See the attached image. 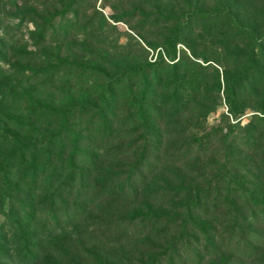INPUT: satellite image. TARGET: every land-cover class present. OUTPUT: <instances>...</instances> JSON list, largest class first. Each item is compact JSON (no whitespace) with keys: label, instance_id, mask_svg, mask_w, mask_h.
Here are the masks:
<instances>
[{"label":"rangeland","instance_id":"obj_1","mask_svg":"<svg viewBox=\"0 0 264 264\" xmlns=\"http://www.w3.org/2000/svg\"><path fill=\"white\" fill-rule=\"evenodd\" d=\"M222 6L236 9L250 31L254 26L256 33L246 31L249 37L264 35V0H0V167L9 165L11 168L8 174H0V226L5 224L14 230L15 225V230L19 231L25 225L27 247H47V263L52 259L61 262L58 251L64 250L71 253L66 260L70 264H88L91 258V264H126L130 257L128 250L134 249L136 244V232L129 231L131 234L121 240L126 228L124 205L117 213L103 214V218L97 220L96 232L82 241L71 237L57 241L53 237L43 239L57 227V222H49V200L56 204L55 217L61 219L65 204L72 207L100 192L92 185L101 178L106 167L130 169L133 178H140V175L150 176L145 170H151L146 165L153 159H157L151 163L156 166L150 176L154 182L165 181L170 186L185 183L187 190L186 196L174 202L178 206L174 210L160 206L176 213L175 222L169 228L171 238L181 234L179 219L184 214V201H189L193 192L203 189L208 181L223 180L225 185L235 188L231 195L234 209L246 216L252 207L249 208L245 192L237 187L236 181L248 183L254 176L264 177V86L256 87L260 80L264 82V65L253 66L247 61L252 46L250 40L238 45L237 33L243 30L236 26V14L227 17L221 14L215 21L207 17ZM197 8H202L203 14L196 12ZM229 38L232 40L223 48ZM172 39H178V43L170 45ZM254 47L258 49L257 45ZM236 55L235 61L239 63L234 64ZM154 60L161 64L154 65L147 74L150 87L156 93L153 108L159 128L150 134L151 126L145 124L144 119L131 118L139 95L146 89L138 74L132 75L131 70L152 65ZM241 77L246 78L242 90L232 87L231 91L230 86L227 91L231 96H224L225 81L230 83ZM110 91L116 95L113 106L111 104L116 117L115 132L104 150L111 153L115 150L118 158L111 157V153L103 154V150L97 156L95 170L80 183L76 182L72 193L68 192L65 182H60L58 190L54 186L53 192L49 190L32 206L25 203L21 195L24 190L14 178L17 165L10 160L14 151V119L31 127L34 124L30 123H36L41 130L35 134L37 141L46 139L57 127L49 117L34 120L35 116L29 115L30 106L23 101L25 93H31L40 107L38 115L53 110L73 114L71 123L75 133L82 137L85 147L91 148L92 139L96 137L94 132L89 134L97 126L94 115L103 108ZM22 93L24 96L17 99L16 95ZM172 95L179 110L177 115L170 108H162V102ZM83 105L88 114L82 118L75 110ZM90 118L94 119L93 125ZM175 126L184 134L172 140L169 137L175 130L171 127ZM164 133L167 137L162 139L158 156L153 158L150 154L155 149L153 137L159 139L157 135ZM29 137L25 133L22 139ZM194 140H199L201 146L194 145L184 160L171 154L182 142ZM120 153L127 156L124 158ZM190 162L203 165L195 170L191 179L183 180L191 173L189 167L184 166ZM244 163L247 166L242 168ZM39 183L44 187L50 185L47 176L40 177ZM82 184L84 189H78ZM247 188V191L252 190ZM184 197L188 200H183ZM122 202L127 204V201ZM42 203H46L43 208L39 207ZM91 208H87L90 215L85 223L92 221L94 215L98 218ZM114 217L120 220L112 222ZM45 220L48 223L43 225ZM247 221L242 225L252 229ZM198 225L189 224L193 233L198 230V234L188 238L192 243L197 240L198 248H193V244L191 249L182 248L173 264H264L261 262L264 253L250 260H243L241 256L243 247L249 243L255 247L258 238L242 235L232 247L234 251L235 246L237 252L233 253L231 247L224 244L212 253L207 243L210 236L204 230L209 228L202 222ZM100 233L111 236L105 238L104 245L100 244L103 250L97 262L93 257L100 253L93 251L98 245L92 241ZM217 234H221L220 240L227 236L223 229L217 230ZM81 250L89 253L82 254Z\"/></svg>","mask_w":264,"mask_h":264},{"label":"trees","instance_id":"obj_2","mask_svg":"<svg viewBox=\"0 0 264 264\" xmlns=\"http://www.w3.org/2000/svg\"><path fill=\"white\" fill-rule=\"evenodd\" d=\"M233 10H235L234 13H230ZM203 11L202 8L196 9V12L200 14H203ZM236 12V9H232L230 6H222L220 10L217 9V12L214 15H207V17L214 19L215 21V19L221 14H226V17L236 14L234 16L237 20L236 26L239 30H243L240 33H237L238 45L249 42L247 40H250L252 46L249 47V53L246 56L248 57L247 61H250L253 66L255 64L264 65V35L261 37H256L254 35L249 37L248 34H246V31H250V29L244 25L245 21L241 20ZM253 32L256 33L254 26L249 33ZM230 38L224 42L222 45L223 48H227L229 45L227 42L230 43L232 40ZM176 43H178V39H172L169 42L170 45ZM254 45H257L258 49L257 47H254ZM256 50H258V53ZM237 56L238 55L233 56L234 64L239 63L235 61V57ZM159 61L162 62L160 56ZM160 62L155 63L154 60L152 65H148L145 68H134L131 70V74H138L146 86V89L139 95L137 102L134 105L135 112L131 115V118L137 117L139 119H144L145 124L151 126L150 130L152 133L150 134H154L153 132H155V129H158L159 126L156 125L157 116L154 115L153 108V104L156 100V93L154 92V88L150 87L151 80H149L147 72L150 71V68H154V65L157 66L161 64ZM245 79L243 77L240 79L235 78L230 83L225 81V84L223 85L224 96H231L227 91L230 86L231 91L232 87H235L234 90H242L241 85ZM258 86H264V82L260 80V82L256 84V87ZM23 96L24 93L16 95V98L19 99ZM115 96V93H111L110 91L104 99L105 103L103 108L98 110L97 114L94 115L97 118V126L93 127L89 134L94 132L96 137L92 139L93 142L91 143V145L94 146L89 148L85 147L86 145L82 143V137L75 133V126L71 123V117L73 114L70 112L53 110L49 113L46 112L45 114L38 115L40 107L37 106L32 99L31 93H25L23 101L26 103L27 107L30 106L29 115L35 116L33 117L34 120H36V117L39 119L49 117L57 125L55 131L50 129L51 132L47 134L46 139H42L43 141H37L35 134H39L41 130H39L36 123H30L34 124V126L31 127L27 123L14 119V127H12L14 129V151L11 153L10 160H14V164L17 165L14 169V178H17V180L20 181L19 186L24 190L21 195L23 197L22 200L25 203L32 206L33 202L45 196L49 190H52L53 192L54 186L58 190L60 182H65L68 192L72 193L76 186V182L80 183V180L85 178L86 175H90V173L95 170V163L97 162L99 152L104 150V147L110 142L115 132L114 123L116 117L114 112L111 111V104L113 106V99ZM175 104L176 102L173 101L172 95L162 102V108L163 110L165 108H170L171 111H173V114L177 115L179 110ZM85 107L86 106L83 105L78 110H75L77 113L81 114L82 118L88 114ZM89 121L90 124H94V119L90 118ZM171 128L175 130V133L171 135L169 139L177 140L184 134L182 129H179L177 126ZM25 133L30 135L28 140L22 139ZM157 137H159V139L153 137L155 139V149L150 151L153 158L158 156L157 153L163 143L162 139H165L167 134L164 133L163 135H157ZM194 145L200 147L201 143L199 140H194L193 142L184 141L174 149L171 154L177 155L179 160H184L187 158L186 155H188L189 152H192V147ZM119 148L121 149V146H119ZM119 148L116 147L115 149L118 150ZM105 153L110 154L111 152L104 150L103 154ZM117 153L118 152L114 150V152L111 153V157L117 159ZM120 154L124 155V158L127 156L125 153ZM156 161L157 159H153V162L151 163H155ZM151 163L146 165V167L149 169L151 168V170H145V173H150V176L156 168L155 164L153 165ZM202 165L203 164H198L196 162H190L189 164L187 163V165H184L187 168L189 167L191 173L189 176H185L183 180L191 179L195 174V170ZM246 166L247 164L244 163L242 168H245ZM10 169L9 165L1 166L0 174L6 175ZM121 169L122 168L115 165L103 169L101 178L95 180V184L92 185L93 187L100 189V192H97L94 198H89L80 204L75 203L72 207H68L67 204H65L61 209L64 216L61 219L55 217L57 211L55 208L56 204L54 205L50 198L49 202L51 205L49 206V222H57V227L50 231L47 237L43 239L47 240L48 237H53L52 239L58 241L60 238L71 237L74 241H82L84 238H87L96 232L97 228H99V221L97 220L101 217L103 218V214H107L110 211L117 213L119 207L124 205L122 209H124L123 214L125 218L123 219L124 222H126V228L121 240H124L127 234H131L129 231L136 232V244L134 249L128 250L130 257L126 264H173L174 259H178V253L182 248L191 249L192 244L194 246L193 248H198L197 240L195 243L188 241L190 235L193 234L196 236V234H198V230L193 233L189 224H192L193 227H195L199 226L198 222H202L204 225L207 224V227L209 228L208 230H204L206 234L210 236V238L207 237V243L212 253L217 252L224 246V244L226 247H231V251L235 253L237 252V248L234 246L233 251L232 247L235 244L234 242L236 241V238L242 235H252L253 238H258V243L255 247L251 246L250 243L246 244L242 249V259L250 260L254 259L255 256H260V254L263 255L264 177H261L260 175L254 176L252 177V181L248 183L245 180L240 179L236 181L237 187L245 192L244 197L249 203V208L252 207V210L249 211L246 216L241 215L234 209L231 195L232 192L235 191V188L225 185L223 180L208 181L205 183L203 189L193 192L189 201H184V214L179 219L181 220L179 222L181 234L178 238H171V236H169V228L175 222L176 213L174 211H172L173 213L167 212L166 209L174 210L175 207H178L174 202L178 201V198L181 196H186L187 190L184 186V181V184L180 183L178 186H170L165 181L158 183V180H155L154 182L153 177L148 176V174L140 175V178H133V174L129 173L130 169L126 171H121ZM44 176L48 177L50 183L47 187H44L39 183V178H43ZM247 186L252 188V190L247 191V189H249ZM78 189H84V185L82 184ZM101 198L104 199L100 201ZM84 199H86V197H84ZM183 200L188 199L187 197H184ZM122 201H127V204ZM45 204L46 203H42L39 207L43 208ZM161 204H163L166 209L160 207ZM89 206L92 207L91 211L93 213L96 212L98 218H95L94 215L92 221L85 223L87 216L90 215L86 212ZM114 218L116 219L112 220V222L120 220V217ZM246 220H249L247 223L252 224V229L242 225ZM27 221L31 222V219H28ZM15 222L17 223L16 220L14 221V224ZM47 223L48 221L45 220L43 225H46ZM161 224L165 225L161 226ZM106 225L110 226L111 224L107 223ZM25 227V225H22L20 230L17 231L15 230V225L14 230L5 224L0 226V264H70L66 263L67 258L71 255L69 251H58L62 260L61 262L52 259L47 263V247L44 248L40 245L39 247L28 248L27 239L25 237L27 234L25 233ZM107 229L108 228L104 230ZM222 229L227 232V236L220 240L221 234H217V230ZM110 236L111 234L103 236L100 233L99 236L97 235L93 238L92 242L94 243L96 241L98 245L93 248V251L100 253V255L98 254L93 257L95 261L99 262L101 258L100 256L103 246H100V244L104 245L105 238H110ZM160 240H163V243H160ZM108 242H110V239ZM81 252L82 254L89 253L86 250H81ZM91 259L88 264H91ZM263 261L264 256L261 259L262 263H264Z\"/></svg>","mask_w":264,"mask_h":264}]
</instances>
